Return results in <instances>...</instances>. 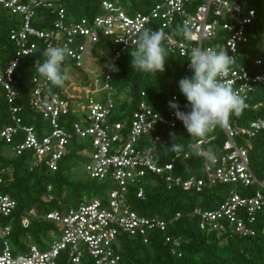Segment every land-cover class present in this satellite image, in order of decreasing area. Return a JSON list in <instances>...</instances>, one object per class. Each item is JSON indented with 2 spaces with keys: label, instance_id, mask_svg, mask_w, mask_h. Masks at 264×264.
Segmentation results:
<instances>
[{
  "label": "built area",
  "instance_id": "2783aa9c",
  "mask_svg": "<svg viewBox=\"0 0 264 264\" xmlns=\"http://www.w3.org/2000/svg\"><path fill=\"white\" fill-rule=\"evenodd\" d=\"M0 8L20 17L17 26L12 25L8 33L14 54L5 66L0 65V85L11 104L12 116L11 124L0 127V140L11 143L15 134L21 132L22 139L14 143L11 150L16 154L30 151L33 163L43 162L52 171L60 158L78 143V151L85 157L82 164L87 175L113 183L103 199L83 197L65 210L45 213V218L54 222L59 230L46 248L30 243L27 249L15 253L10 242L11 226L0 223V264H57L62 251L73 264L80 262L84 252L95 264H121V257L115 250L117 236L139 235L146 241V233L151 229L163 232L170 245L177 242L178 238L173 239L166 232L168 225L179 219L182 212L177 211L170 218L142 215L127 199L130 188L137 197L144 195L148 174L162 177L168 187L181 185L200 190L216 183L228 184V194L217 207L202 211L196 208L187 215H198L201 229L221 230L227 226L239 236L255 235L258 230L264 233V179H259L250 168L249 145L240 144L236 139L243 136L247 141L264 130V117L253 119L246 126L227 122L221 127L226 138L223 153L217 155L214 164L205 159L207 152L203 144L206 140L203 139L163 160L159 149L165 140L156 130L173 128L182 122L169 103L179 105L178 94L171 96L163 113L154 110L142 98L127 125L110 119L116 107L110 66H115L126 49L136 46V34L143 28L162 29L167 35L168 49L188 57L196 47H224L228 55L234 57L226 79L244 99L243 107H247L253 86H264V45L260 56L253 61L261 70L251 73L237 62V45L247 41L245 26L254 18L253 10L246 13L239 2L230 0H162L148 12L133 13L126 10L121 0H101L100 12L71 20L59 0H0ZM41 8L53 15L49 27L33 24ZM186 20L193 25L188 39L176 34L177 26ZM222 30L226 32L223 43L213 44ZM101 39V46L96 47ZM50 44L70 50L61 65L67 79L55 88L39 77L36 69L30 76L29 102L51 127L49 133L41 131L39 134L33 125L22 124L17 114L21 106L13 104L18 95L14 73L23 56H35V68V63L43 60V50ZM93 60L101 67L95 77L89 78L87 72H96ZM189 65L188 60L185 65L188 77L191 76ZM70 66L81 74L77 81L69 75ZM81 98L87 99V105L80 101ZM85 109L87 114L81 121L73 120L70 130L61 123L60 119L67 114ZM179 110L186 111L180 106ZM191 152L204 157L201 175L183 178L175 173V162L188 158ZM237 184L240 189L231 187ZM249 187L253 189L247 190ZM51 198V194L43 196L44 201ZM16 206L15 198L3 192L0 178V216H9ZM31 215H34L33 209L21 215L23 226L28 224ZM171 249L174 251V246Z\"/></svg>",
  "mask_w": 264,
  "mask_h": 264
},
{
  "label": "trees",
  "instance_id": "16d2710c",
  "mask_svg": "<svg viewBox=\"0 0 264 264\" xmlns=\"http://www.w3.org/2000/svg\"><path fill=\"white\" fill-rule=\"evenodd\" d=\"M68 19L92 17L100 12L101 0H59ZM128 12H148L157 2L162 0H121ZM241 4L244 12L254 11V18L245 26L246 42L237 45V62L244 65L249 72L261 70L254 64V59L260 56L264 45V0H230ZM39 18L33 21L37 27L50 26L53 15L41 8L38 10ZM19 16L13 15L0 8V65L5 66L7 60L13 56L14 47L9 39V28L19 23ZM213 44H221L226 32L220 31ZM102 39L96 47H100ZM165 44V42H164ZM162 72L144 73L131 68L130 51L126 49L115 64L118 71H111V82L115 87L114 100L116 107L113 110L115 120L127 119L136 108L137 102L144 98L154 110L165 112L166 106L173 94H178L179 106L188 111V104L184 95L179 91L178 81L186 76L185 65L188 56L168 49ZM35 56H23L14 73V88L18 95L14 105L21 106L17 113L22 124L33 125L39 134L45 127V118L37 112L29 102L30 76L35 71L33 61ZM101 59L104 57L101 56ZM58 86H55L57 88ZM144 92V95H141ZM248 106L242 107L239 114H232L228 122L246 126L258 117H264V86L255 84L247 99ZM10 103L5 90L0 85V127L12 123ZM70 120L76 117L74 113L67 116ZM165 144L159 150L163 160L169 159L173 154L172 143L185 145L187 149L191 143L203 139L204 150L212 149L216 155L223 153L222 145L226 138L220 126L204 137L193 139L189 137L183 123L173 128H159ZM22 133L15 134L11 143L0 140V178L1 188L17 201V206L9 216H0L1 224L11 226L10 242L12 250L21 252L27 249L30 243L41 249L46 248L58 233V226L45 218L50 210H65V207L76 205L84 196L103 199L106 191L113 186L110 180L80 177L76 169L83 166L85 157L79 153L80 144L70 148L58 161L57 168L50 170L41 163H33L30 151L11 156L6 151L11 150L14 143L22 139ZM238 141V140H237ZM248 147L249 165L259 179H264V130L249 139ZM239 143V141H238ZM204 157L191 152L186 159L175 162V173L187 178L191 175H201V165ZM48 185L51 189L48 190ZM230 186L216 183L210 187L197 190L193 187L181 185L168 187L162 177L148 174L145 192L137 197L130 188L127 199L131 207L142 215H159L163 218L172 217L177 211L182 216L168 225L166 234L177 239L171 245L165 241L164 233L151 229L146 233V241L139 235L120 234L117 236L115 250L121 257V264H264V233L260 230L255 235L239 236L225 226L221 230L199 227V216L192 217L187 212L198 209L209 210L217 207L227 196ZM249 187L247 190L251 191ZM51 194L52 198L44 201L43 196ZM30 209L34 215L29 216L26 226L21 223V215ZM174 246L175 250L171 249ZM57 264H73L62 251ZM78 264H95L94 259L84 252Z\"/></svg>",
  "mask_w": 264,
  "mask_h": 264
},
{
  "label": "clouds",
  "instance_id": "9594fccd",
  "mask_svg": "<svg viewBox=\"0 0 264 264\" xmlns=\"http://www.w3.org/2000/svg\"><path fill=\"white\" fill-rule=\"evenodd\" d=\"M193 30L191 21L177 26L176 34L188 39ZM136 46L130 51L131 68L144 73H156L164 70L168 56L165 47L166 33L162 29L143 28L136 34ZM66 46L48 45L42 52L43 60L35 63L36 74L52 86H62L67 73L62 71V62L69 54ZM191 76L178 81L179 91L184 95L188 111L179 110V105L170 103L176 109L175 116L182 121L189 137H204L217 126L223 127L232 114H239L244 99L234 91L226 79L234 57L229 56L224 47H196L189 56ZM111 71H118L114 65ZM185 145L172 143L174 152L183 151ZM205 159L214 164L217 159L212 149L207 150Z\"/></svg>",
  "mask_w": 264,
  "mask_h": 264
},
{
  "label": "rangeland",
  "instance_id": "374dc122",
  "mask_svg": "<svg viewBox=\"0 0 264 264\" xmlns=\"http://www.w3.org/2000/svg\"><path fill=\"white\" fill-rule=\"evenodd\" d=\"M205 41H206V40H205ZM92 62H93L92 65H93V67H94V70H96V72H95V73H93V72H87L86 75H87L89 78H93V77H95V76L98 74V72H99V70H100V67H101V66H100L97 62H95L94 60H93ZM76 72H77V71H75V68H74L73 66H70V67H69V75H70V76L72 77V79L75 80V81H77V80L81 77V74H80V73H76ZM190 73L192 74V72H190ZM77 101H79V100H77ZM80 101H82L83 104H86V105H87V99H85V98H81ZM74 114H75V116H76V117L74 118V121H81V120H82V119H81L82 116L87 114V109H85V110H83V111H79V113H74ZM129 118H130V117H129ZM129 118L127 119V121H129ZM110 119H111V120L116 119V117H115V113H114V112H113V114L111 115ZM45 120H46V119H45ZM60 121H61L62 124H65V126H66V128H67L68 130H70L69 127H71V125H72V120H70L68 117H66V118H61ZM45 124H46V125H45L43 131H45L46 133H49L51 127L49 126L47 120H46ZM234 124H235V123L232 122V125H234ZM236 139L239 141L240 144H245V146L250 145V141H249V140L245 141V137H243V136H238ZM5 153H6L7 156H11V155L13 154L12 150H8V151H6ZM76 172H77V174H78L80 177H85V170H84V167H83V166H82L81 168H79V169H76ZM235 186H236V188H238V189H240V187H241L240 184H237V185H231V187H235ZM84 197H86V196H84ZM86 198H87V197H86Z\"/></svg>",
  "mask_w": 264,
  "mask_h": 264
}]
</instances>
